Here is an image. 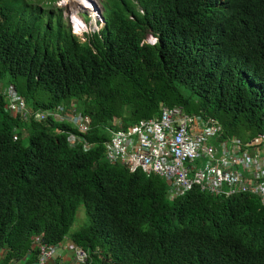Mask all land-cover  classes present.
<instances>
[{
  "label": "trees",
  "instance_id": "trees-1",
  "mask_svg": "<svg viewBox=\"0 0 264 264\" xmlns=\"http://www.w3.org/2000/svg\"><path fill=\"white\" fill-rule=\"evenodd\" d=\"M39 3L0 0V88L32 114L14 119L0 95V264L33 263L37 237L80 246L92 264H264L252 196L173 198L104 146L113 119L126 128L163 106L217 119L223 137L264 134V0H103L104 29L86 42ZM72 102L92 118L86 134L34 118Z\"/></svg>",
  "mask_w": 264,
  "mask_h": 264
},
{
  "label": "built area",
  "instance_id": "built-area-1",
  "mask_svg": "<svg viewBox=\"0 0 264 264\" xmlns=\"http://www.w3.org/2000/svg\"><path fill=\"white\" fill-rule=\"evenodd\" d=\"M94 32V29L90 28ZM1 90V88H0ZM0 94L7 100L6 109L17 119L32 116L26 103L17 96L14 88L4 89ZM59 114H35V120L44 121L47 117L63 119L86 133L91 127L89 118L68 119ZM62 115V116H61ZM106 144V158L111 164H121L130 171L141 170L147 176L156 174L163 179L173 198L182 196L192 189L217 198H231L251 195L264 206V135L251 139L247 146L235 145L236 141H221V126L213 119L191 117L181 108H162L157 119L141 121L124 131L111 132ZM74 137L69 136L70 144ZM218 142L220 157H215V149L209 144ZM231 144L233 149L226 150ZM91 145H86L85 148ZM203 159V166L197 160ZM32 246L37 251L36 260L31 264H63L58 259L61 250L72 254L71 264H92L91 252L80 246L66 243L48 245L37 237ZM24 256L23 260L27 259ZM12 260L10 264H18ZM107 264H116L107 262Z\"/></svg>",
  "mask_w": 264,
  "mask_h": 264
},
{
  "label": "clouds",
  "instance_id": "clouds-1",
  "mask_svg": "<svg viewBox=\"0 0 264 264\" xmlns=\"http://www.w3.org/2000/svg\"><path fill=\"white\" fill-rule=\"evenodd\" d=\"M39 1H41V3L44 4V6H48V7H50V9H53V10H56L57 12H60L62 20L64 22L65 21L68 22V27L70 29V32H72L75 35H78L75 37L78 40H80L81 42H86L88 39L87 38L88 36L99 34L104 29L105 19H104V10H103V0H39ZM41 3H39V4L41 5ZM100 26L103 27L101 29V31H100ZM90 28L94 29V32L91 31ZM155 42H156V39L152 36H149L146 39V43L154 44ZM60 108L63 109V111H67L68 119H70V120L72 117H77V118H81V119L89 118L91 120V127L86 133H88L93 128L92 127V118L90 116H84L81 113H78L77 110L74 112H70L68 107H67V109H65L63 107H56L53 110H51V112H50V110H45V111H41L40 113H45V114H50V115L51 114H59V116H60V113L58 112V109H60ZM162 108H165V106H163L159 109V115H160V110ZM166 108H170V107H166ZM172 108H174V107H172ZM177 108H179V107H177ZM183 112H184V110H183ZM188 116H190V115H188ZM191 117H196V116H191ZM200 118L205 119L208 117H200ZM52 119L55 122H60V123L64 122L63 119L53 118V117H52ZM210 119H213V118H210ZM115 121H118L119 125H116L114 123ZM141 121H144V120H140V121H138L132 125L127 126L126 128H122L120 121L118 119H113L109 126H105V131L107 132V138H108V140L104 141L105 158H106V149H107L106 144L110 142V135L108 133V130L111 132L124 131L129 127H133L135 124H138ZM68 123H72V122L70 121ZM221 128H222V126H221ZM222 132H223L222 134L224 135L223 128H222ZM86 133H84V134H86ZM262 135H264V134H262ZM106 160H107V158H106ZM131 172H133V171H131ZM168 192H169V188H168ZM240 196H242V195H240ZM249 196H251V195H249ZM215 198H217V197H215ZM253 198L256 199L255 197H253ZM220 199H224V198H220Z\"/></svg>",
  "mask_w": 264,
  "mask_h": 264
},
{
  "label": "crops",
  "instance_id": "crops-1",
  "mask_svg": "<svg viewBox=\"0 0 264 264\" xmlns=\"http://www.w3.org/2000/svg\"><path fill=\"white\" fill-rule=\"evenodd\" d=\"M185 112V111H184ZM186 113V112H185ZM187 114V113H186ZM188 115H190V116H196V117H208V118H213V117H211V116H209V115H204V114H202V113H199V114H197V113H195V114H188ZM159 117V113H158V116L157 117H154V118H151V119H147V120H144V121H148V120H154V119H157ZM220 126H222L221 124H220V122L217 120V119H215V118H213ZM225 132V131H224ZM224 136V135H223ZM260 136V135H259ZM258 137V136H257ZM256 136L255 137H252V138H250V139H244V138H242V137H239V136H237V135H234V136H229V135H227L226 134V136L225 137H222L221 139H220V142L221 141H236V143H235V145H239V146H241V147H244V146H247V143L249 142V140H251V139H256L257 138ZM209 144H211L213 147H214V149H215V157L216 158H218V157H220V155H221V148H220V146L218 145V142H211V143H209ZM226 150H229L230 152L232 151V149H233V147H232V145L231 144H227L226 145V148H225ZM197 162H198V165L199 166H203V164H204V160L203 159H198L197 160ZM71 259H72V254L69 252V251H67V250H61L59 253H58V259H55V261L57 262V261H61L63 264H71ZM94 261V260H93ZM54 262H50L49 264H53ZM18 264H20V263H18Z\"/></svg>",
  "mask_w": 264,
  "mask_h": 264
},
{
  "label": "rangeland",
  "instance_id": "rangeland-1",
  "mask_svg": "<svg viewBox=\"0 0 264 264\" xmlns=\"http://www.w3.org/2000/svg\"><path fill=\"white\" fill-rule=\"evenodd\" d=\"M39 5H40V4H39ZM63 22H64V21H63ZM64 24H65L66 27H68V22H67V21H65ZM102 28H103V27L100 26V31H101ZM71 34L74 35V36H78V35L73 34L72 32H71ZM76 106H77V104H76L75 102L69 103V106H68L69 111H70V112H74V111H76ZM72 114H73V113H72ZM73 115H74V114H73ZM74 116H75V115H74ZM72 119H73V120H76V119H78V118H77V117H72ZM114 123H115L116 125H119V122H118V121H115ZM69 124L72 125V126H74L72 123H69ZM74 127H75V126H74ZM75 128H76V127H75ZM80 209L84 211V207H83V206H81ZM78 211H80V210H78ZM86 222H87L86 214L84 215V213L81 211L80 213L76 214V221H75V223H74V225H73V227H72V230H78V229H80L82 226H84V225L86 224ZM11 261H12V260H11ZM11 261H10V263H11ZM10 263H9V264H10Z\"/></svg>",
  "mask_w": 264,
  "mask_h": 264
}]
</instances>
